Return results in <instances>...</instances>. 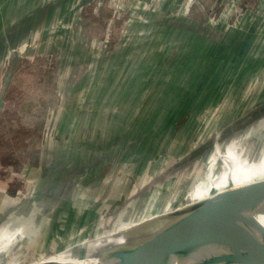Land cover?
Wrapping results in <instances>:
<instances>
[{
    "label": "rangeland",
    "instance_id": "374dc122",
    "mask_svg": "<svg viewBox=\"0 0 264 264\" xmlns=\"http://www.w3.org/2000/svg\"><path fill=\"white\" fill-rule=\"evenodd\" d=\"M56 1L0 0V40L16 42L18 56L0 115V264L139 244L174 209L229 190L211 195L209 186L224 177L231 144L240 151L256 143L264 155V121L224 135L264 105V30H253L264 2L245 0L241 7L252 10L233 27L239 10L231 0L191 1L176 18L150 9L153 0H106L99 15L103 0L47 8ZM116 5L124 15L113 14ZM43 7L37 21H21ZM169 18L221 19L229 38L203 39L193 24L171 32L162 24ZM161 45L180 55L176 67L159 59ZM8 55L0 59V93ZM104 55L107 62L93 61ZM211 140L201 157L185 161ZM211 151L220 160L208 177ZM36 157L49 158L48 171ZM252 209L247 218L263 222L264 202Z\"/></svg>",
    "mask_w": 264,
    "mask_h": 264
},
{
    "label": "water",
    "instance_id": "95a60500",
    "mask_svg": "<svg viewBox=\"0 0 264 264\" xmlns=\"http://www.w3.org/2000/svg\"><path fill=\"white\" fill-rule=\"evenodd\" d=\"M67 1L60 0L52 4L50 2L47 8L52 9L57 5L61 6ZM45 7L33 13L30 12L21 21L32 23L37 21L46 13ZM162 24L176 29H192L191 25L193 24V29L199 30V33L212 39L222 38L224 34L220 28L199 22L190 23L169 18L164 20ZM34 35V32L28 34L30 38ZM20 36L18 37L20 38ZM4 39L0 40V59L5 56V51L9 49V55L6 53L5 57L8 55L10 69L4 77L1 88L0 115L4 110L6 92L13 77V65L18 60L17 52L11 49L12 46L16 48V42L12 44L13 40L9 42V40ZM245 117L243 123L250 125L252 118L250 116ZM257 202H264V181L242 188L229 189L214 197L191 204L189 207L176 209L168 214L167 220H164L165 223L160 229L144 240L152 239V244L148 246L149 249L160 252L176 251L196 260L195 263L228 264L229 256L242 248L257 245L263 240V223L258 222L257 219L249 220L247 218V215L254 211L252 208ZM169 236L170 238H168ZM159 238L160 242L157 240V244H153V241ZM115 249L72 253L62 258L31 264H151L141 258Z\"/></svg>",
    "mask_w": 264,
    "mask_h": 264
},
{
    "label": "crops",
    "instance_id": "0c3cea01",
    "mask_svg": "<svg viewBox=\"0 0 264 264\" xmlns=\"http://www.w3.org/2000/svg\"><path fill=\"white\" fill-rule=\"evenodd\" d=\"M79 2H80V0H76V4L78 3L77 6L81 3V2L80 3ZM73 4H75V2H72V1H67L66 3H64L63 12L66 11V7H68V6H69V8L70 7L72 8ZM25 6H26V4H25ZM77 6H76V8H77ZM83 7L84 6H82L80 9H78V11L82 12L84 10ZM71 8H70V10H71ZM185 21L191 22V23L199 22L198 20L194 21V20H190V19L189 20L186 19ZM199 23H201V22H199ZM10 26H12V25H9L7 28H10ZM166 28L170 29L171 32H176L175 31L176 30L175 27L166 25ZM259 28H263V30H264V20H261L259 23L255 24L253 30H258ZM221 30L223 31V28H221ZM223 33L224 34H223L222 38H216V39H212V40H216V41H214L216 43L223 44L224 41L229 38V36H227L226 34H230V32H224L223 31ZM232 36H233V34H232ZM200 37L203 38V39H209L208 37H206L205 35H202V34H201ZM167 43L165 42V44H167ZM169 45H171V44H169ZM159 47H160V49H158V50L160 52L157 51V55L159 56V59H165V61L168 60L167 64H168L169 68L176 67L178 60H182V59H180V55H177L176 53H174V54H172V52L171 53H166V49H168L167 48L168 46L161 45ZM175 49L176 48H173V50H175ZM191 54L192 53L187 52V57L189 55H191ZM168 55H169V57H168V59H166L165 57L168 56ZM65 57H67V60L69 62V61H71V59L76 57V54L73 52V53H70V54H66ZM183 57L185 58V56H183ZM108 59H110L109 56L104 55V56H102V58H100V57L93 58V61H95V62L99 61L98 62V64H99L102 60L107 62ZM163 64H165V62ZM143 74H144V72H143ZM261 118H260V120L257 119L258 121L251 122L250 125H248L246 128H248L249 126H254L255 127L259 122L264 121V116L261 117ZM238 120H240V119H238ZM239 134H240V132H239ZM247 135L245 134V132H243L242 135H241V139L244 140V137L247 136ZM239 145L240 144H238V146ZM245 147H246V149H244V150H240V151L239 150H235V151H233L231 149L232 148V144H231L230 150L232 151V153L221 158V159H223L222 161L225 164L220 166V168L217 167L218 166V161L220 160V159H218L219 158L218 157L219 154H218V156L216 158H214V153L212 152L213 151L212 150L205 157V160H207L206 162H207V168H208V169L206 168L205 172L207 173L208 177L210 175H213L214 172H215V169H218V168L221 170L220 175L224 174V177L221 179V181H220V183L218 185L209 186L210 191L212 190L211 191V195L217 193V191H216L217 188L219 190H221L220 192H222L225 189L242 188V187L251 185L250 183L254 184V183H257V181L258 182L264 181V180H260V179H264V155L260 156L261 152H259V151L262 150V148L260 149L259 146H257L256 143H251V144L248 143V145L245 146ZM256 156H259L261 158V160L257 162V165H254V161L256 160ZM48 162H49V158L46 159V160L44 159L39 164H37V168H40L41 171H45V172L48 171V168L50 166ZM245 164H250V165L249 166H245ZM65 167L66 166H62V168H58L59 170H61V171H58V172L64 171ZM211 167H212V171L208 172ZM254 167H257L256 170L254 169ZM217 172L218 171H216V174H217ZM25 201H27V200H25ZM176 209H174L173 211H175ZM173 211H171V212H173ZM89 212H90V210H89ZM94 212L95 211L93 210V213Z\"/></svg>",
    "mask_w": 264,
    "mask_h": 264
},
{
    "label": "bare ground",
    "instance_id": "6f19581e",
    "mask_svg": "<svg viewBox=\"0 0 264 264\" xmlns=\"http://www.w3.org/2000/svg\"><path fill=\"white\" fill-rule=\"evenodd\" d=\"M216 191L219 193L221 190L217 188ZM262 223L264 225V221ZM168 238H170V236ZM151 240L152 239H146L136 245L131 244L129 246H124L117 251L136 256L151 264H201L195 263L196 260L176 251L171 250L160 252L155 249H149L148 246L152 244ZM157 240L160 242L159 238L154 240L153 244H157ZM78 251L90 252L93 251V248L88 246L80 250H72L68 254L79 253ZM62 257L63 256H61V258ZM228 261V264H264V237L259 244L242 248L235 254L229 256Z\"/></svg>",
    "mask_w": 264,
    "mask_h": 264
},
{
    "label": "built area",
    "instance_id": "2783aa9c",
    "mask_svg": "<svg viewBox=\"0 0 264 264\" xmlns=\"http://www.w3.org/2000/svg\"><path fill=\"white\" fill-rule=\"evenodd\" d=\"M168 1H169V4H167ZM191 1L192 2L194 1L196 3L198 0H163V1L153 0L152 4L150 5V9L152 10L157 9L158 11H160L161 14H167L166 16L168 17L170 16V17L176 18L178 16H184L189 13ZM231 1L234 3V5L232 6L233 10L235 8L236 10L237 9L239 10L236 22L234 23L235 25L233 27L243 26L244 25L243 20L245 19V15L248 14V12H251L252 9H249V8L244 9L241 7L243 3L245 2V0H231ZM261 2H264V0H261ZM104 5L106 6V0H103V2L99 3L98 7L95 10V15H99L100 11L104 8ZM167 5L169 7H167ZM257 5H256L257 6L256 8L260 7L262 4L258 3ZM115 8L117 11H114L113 14H115L116 16L124 15L120 13V12H123L120 6L116 5ZM227 10H230V8L229 9L227 8ZM221 22H222L221 19L218 21L210 19L208 24L210 23L209 24L210 26L220 28V29L225 28V26H223L224 23L222 24ZM121 48L122 47H120V49ZM51 139H54V138H51Z\"/></svg>",
    "mask_w": 264,
    "mask_h": 264
},
{
    "label": "trees",
    "instance_id": "16d2710c",
    "mask_svg": "<svg viewBox=\"0 0 264 264\" xmlns=\"http://www.w3.org/2000/svg\"><path fill=\"white\" fill-rule=\"evenodd\" d=\"M263 109H264L263 106H259L258 108L252 110L250 112V114L247 115V117L250 116L252 118L250 120V122H253V121H255V120L260 119L261 117H263L264 116V110ZM245 118L246 117H244L243 119L238 120L232 126H229L226 129V133L224 135L226 136V135H228L230 133H233L234 131H240L242 129H245L249 125V123L248 124H244L243 123V121H244ZM1 138H3V136ZM218 139L219 140H216V142H218L217 145H219V142H220V139L221 138H218ZM223 139H224V137H223ZM214 143H215V140H211L207 144H204V145L196 148L191 154H189V156H187L185 158V161H188V160H190L192 158L196 160L197 158L201 157V154H203L206 150H208L209 148H211L214 145ZM35 159H36L35 160V164H39L40 163L39 162V158L36 157Z\"/></svg>",
    "mask_w": 264,
    "mask_h": 264
}]
</instances>
